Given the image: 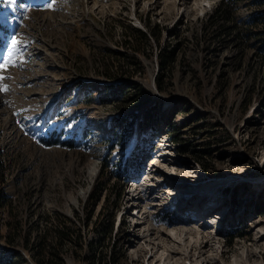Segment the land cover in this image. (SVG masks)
Instances as JSON below:
<instances>
[{"label":"rangeland","instance_id":"obj_1","mask_svg":"<svg viewBox=\"0 0 264 264\" xmlns=\"http://www.w3.org/2000/svg\"><path fill=\"white\" fill-rule=\"evenodd\" d=\"M43 2L0 0V37L18 30L30 53L2 73L5 264H43L53 248L61 264H92L96 250L99 264H264V0ZM220 4L231 18L210 26ZM129 27L149 41L127 46ZM168 46L177 60L160 91ZM165 138L151 207L133 186ZM159 177L174 195L151 186ZM65 219L80 244L58 245L51 230Z\"/></svg>","mask_w":264,"mask_h":264},{"label":"trees","instance_id":"obj_2","mask_svg":"<svg viewBox=\"0 0 264 264\" xmlns=\"http://www.w3.org/2000/svg\"><path fill=\"white\" fill-rule=\"evenodd\" d=\"M231 18V12L226 9L222 8L221 4L218 6L217 9H215L214 14L209 18V25L210 26H216L219 24L222 20ZM259 21V16L254 18V23H257ZM235 29H231L228 33H233L236 35H239L237 33L236 26L233 27ZM131 36L129 37V40L125 42L127 46H135L134 42L137 44H141L142 42H148V33L142 31L141 29L138 28H133L129 27L128 28ZM158 59H159V76L157 79V87L160 91L164 90L163 84H165L166 80L171 78L173 75V69L174 65L177 60V48L176 47H170L168 46L167 48L163 47L158 54ZM165 81V82H164ZM175 132V131H174ZM171 134V139L174 140V142H179L178 135L175 133H170ZM130 168L127 169V173H129ZM107 190V188L105 189ZM101 191V190H100ZM117 196V195H116ZM4 198V197H3ZM116 208L117 204L114 202L111 204V208ZM68 221L71 222L69 219H65L63 222L62 226H56L51 232L55 234V238L57 240L58 245L62 246L66 242H74L75 244H80L82 242V234L79 229H73V227H70L67 225ZM50 232V231H49ZM50 232V233H51ZM108 240H112V228L110 227V230L108 232ZM97 248V247H96ZM97 255H94V262L92 264H99L100 258H98V255L100 256L99 250H96ZM113 252H111L112 255ZM47 258L45 256V259L43 260V264H54V262H57L59 264L60 261H62L60 257V252L59 250H56V248H53V250H48L47 251ZM110 255V256H111ZM0 264H5L4 259L0 256Z\"/></svg>","mask_w":264,"mask_h":264},{"label":"bare ground","instance_id":"obj_3","mask_svg":"<svg viewBox=\"0 0 264 264\" xmlns=\"http://www.w3.org/2000/svg\"><path fill=\"white\" fill-rule=\"evenodd\" d=\"M197 1H205V0H197ZM164 147V148H163ZM168 146L166 145V144H164V145H162V148H163V150L165 149L166 150V148H167ZM165 154H168V152L166 151H160V152H158V156H156L155 155V157L154 158H152V164H151V166L149 167V171H147L146 173H144V174H146V176H145V178H144V181H143V183H141L140 184V186L137 184H135V186H133V187H136V189H134L135 190V193H136V195L137 196H139L138 197V201H144L145 203H146V205H148V206H151V207H153V205H151V203H149L148 202V200H149V195H151V190H150V187H149V182L151 181V178L153 177V173L154 172H158V170H157V168H160L162 165H161V161L159 160V158L160 157H162L163 155H165ZM163 158V157H162ZM90 167H91V172H90V177H91V180H93L94 178H95V176H96V172H97V170H96V167H93L92 165H90ZM154 175H155V173H154ZM159 178H161L160 179V181H158L157 183V185H151V186H153V187H156L157 186V188H162L163 190H165L166 192H165V194L167 193L168 194V196L169 197H171L172 195H174V193H175V191L174 190H172V189H176V188H174L175 186H174V184L173 183H171V182H167V181H164L162 178L163 177H159ZM256 187H258V186H256ZM134 192V191H133ZM188 195H190V194H188ZM136 196V197H137ZM191 196V195H190ZM194 196H198V193L196 194V195H194ZM193 197V196H192ZM158 198H160L159 196H157L156 198H154V200L155 199H158ZM154 200H152L151 202H155ZM172 201H170L169 200V198L167 197V198H165L164 199V202H162V204L161 205H158V204H156V203H154V206H156V208H157V206H163V204H170ZM180 203H182V205H184V201L182 200ZM147 208V207H146ZM214 208V207H213ZM222 207H220L218 210H220ZM158 210H159V208H158ZM155 211L156 210H154V214H155ZM210 211H212V210H210ZM199 212V211H198ZM145 214H146V212H145ZM212 214V213H211ZM160 215V214H159ZM158 215V216H159ZM158 216H155V218H154V216H152L153 218H152V220L154 221V222H159L160 224H162V225H167L168 224V222H165L164 220H163V217H158ZM195 216L197 217V215L196 214H194V218H195ZM157 217H158V219H157ZM201 216H199L198 218H200ZM210 218V221L211 220H214V219H216V216H212V217H209ZM157 219V220H156ZM178 223V222H177ZM209 224V223H208ZM212 226H214L213 224H211ZM207 226V225H206ZM219 228H221V224H218V226H217V228L216 229H219ZM156 233H157V235L158 234H160V233H162V230H157L156 231ZM151 239V238H150ZM151 241V240H150ZM150 245L151 244H146L145 245V247H141V249L140 250H146V249H148L149 247H150ZM166 246V245H165ZM167 247V246H166ZM144 248H146V249H144ZM166 249V248H165ZM143 252V254L144 253H146L145 251H142ZM164 257H165V253H160V256H159V258L162 260V262H163V259H164Z\"/></svg>","mask_w":264,"mask_h":264},{"label":"snow or ice","instance_id":"obj_4","mask_svg":"<svg viewBox=\"0 0 264 264\" xmlns=\"http://www.w3.org/2000/svg\"><path fill=\"white\" fill-rule=\"evenodd\" d=\"M11 2L15 3V0H11ZM56 4L57 0H44L41 7L45 10L55 11L57 10L55 7ZM18 35L19 31L13 30L7 37H0V92L3 93L11 91V88L4 81L6 79L10 80L12 77H5L2 73L11 67H23L26 62L24 58L30 55L27 52V42L18 39ZM4 103H7V101ZM17 123L20 122L17 121Z\"/></svg>","mask_w":264,"mask_h":264}]
</instances>
